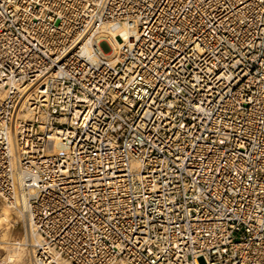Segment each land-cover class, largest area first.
<instances>
[{
  "label": "built area",
  "instance_id": "1",
  "mask_svg": "<svg viewBox=\"0 0 264 264\" xmlns=\"http://www.w3.org/2000/svg\"><path fill=\"white\" fill-rule=\"evenodd\" d=\"M0 200L36 264H264V0H0Z\"/></svg>",
  "mask_w": 264,
  "mask_h": 264
},
{
  "label": "rangeland",
  "instance_id": "2",
  "mask_svg": "<svg viewBox=\"0 0 264 264\" xmlns=\"http://www.w3.org/2000/svg\"><path fill=\"white\" fill-rule=\"evenodd\" d=\"M4 207L6 208V204L0 200V216L2 214V208ZM9 209L7 210H8V213L10 214L11 224L10 223L7 224L6 222L2 221L0 225V264H2L1 262L3 259H6L8 250H10L9 251L10 255L14 254L16 252V247L18 248V246L20 247L22 246L19 252L23 253L22 257L24 258V260H26L25 264H35L33 257H32V253L30 251V247L28 245L30 243L29 237L25 235L26 238L25 237L23 238V227L24 226L26 230V224H24V219L20 216V214H18L11 208ZM26 241H28V243H26ZM18 243L20 244L18 245ZM10 257H11V260L9 261L7 260L8 262L6 264H14L13 263L14 256L11 255ZM121 261L122 259L117 260L114 264H121Z\"/></svg>",
  "mask_w": 264,
  "mask_h": 264
},
{
  "label": "bare ground",
  "instance_id": "3",
  "mask_svg": "<svg viewBox=\"0 0 264 264\" xmlns=\"http://www.w3.org/2000/svg\"><path fill=\"white\" fill-rule=\"evenodd\" d=\"M8 207V208H7ZM10 207L8 205H6V208H2V214L0 216V225L3 222H6L7 224L10 223V214L8 213V210ZM10 210V209H9ZM20 216L24 219V224H26V236L29 237V240L30 242L34 243V242H37V239L34 237V234L33 232L29 229V224H28V220H27V217L23 214L20 213ZM15 222V220H14ZM11 224V223H10ZM8 227V226H7ZM3 228V227H2ZM6 231V230H5ZM4 231V233H5ZM6 235V234H5ZM6 240V239H5ZM12 244V243H11ZM20 243H18L19 245ZM31 244V243H30ZM29 245V244H28ZM22 248V246H18V248L16 247V252L14 254H11L12 256H14V260H13V263L14 264H25V261L24 258L22 257L23 256V253L22 252H19L20 249ZM9 251L8 250V253H7V257L6 259H3L2 260V264H6L9 260H11V255L9 254ZM31 251V249H30ZM8 260V261H7ZM36 264V263H35ZM61 264H65V262H61ZM121 264H126L123 260L121 261Z\"/></svg>",
  "mask_w": 264,
  "mask_h": 264
}]
</instances>
